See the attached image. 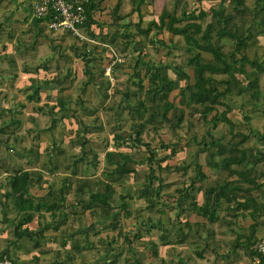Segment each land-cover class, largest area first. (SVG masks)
Masks as SVG:
<instances>
[{
  "label": "crops",
  "instance_id": "1",
  "mask_svg": "<svg viewBox=\"0 0 264 264\" xmlns=\"http://www.w3.org/2000/svg\"><path fill=\"white\" fill-rule=\"evenodd\" d=\"M199 1L201 0H145L140 5V11L142 17L144 14H154L153 9L159 8L156 4L161 3H164L162 8L176 7L179 12L181 8L184 9V5L187 7L185 11L196 10ZM114 2L115 0L102 1L104 9L93 16L100 25L96 22L90 25L93 32L113 30L108 11ZM129 8V0L120 1L118 13L126 15L117 20V24L123 31L135 32L133 23L137 20V13L129 12ZM46 19V16L37 17L33 14L29 0H0V254L7 255L12 264H92L93 260L98 263L103 261L105 264V260L113 252L111 243L107 247L113 237L109 235V240L104 233L108 230L115 233L116 229L102 224L113 220L120 226L119 221L124 218L130 223V226H122L126 231H134L138 235L137 228L141 227L142 222L153 224L152 228H158L159 233L155 234L156 237H150L141 231V235L134 237L137 241H134L136 247L133 242H129L127 246L130 250L129 256L122 260L117 256L113 264H135V260H138L136 248L142 246L151 250L155 247L156 254L152 253V256H157L158 261L151 264H157L161 260L163 264H188L180 258L178 250L181 247L175 246L190 241L186 240L188 234L192 237V252L203 260L201 264H258V256L247 254L244 245L246 237H249V224L253 219L257 221L253 239L264 238V161L256 162L252 167L251 173L256 176V185L245 181L242 186L248 189L245 192H235L238 200L249 201L245 215H236L237 212L226 209L228 202L223 199L219 203L218 217L214 221H207L194 211L182 212L175 218L177 200L173 202L171 196L177 193L176 199L179 197L176 189L182 188L184 194L193 195L195 202L200 204L203 200V189L207 185L223 183L226 179L230 181L229 184L235 181L227 178L226 170L200 163V150L189 154L187 151L188 160L177 162L172 159L176 152L168 155L169 149L167 154L158 151L161 155L157 156L159 146L151 148L149 142L140 137V140H136V145H143L148 152L136 161L132 157L129 160L134 163L132 168L135 175L139 172L135 165L147 162L146 156L150 149H154L155 159L166 155L160 161L161 165L189 163L188 168L175 170L180 172L181 182L187 179L184 182L186 186L175 185L174 192L169 193L164 190L168 184L164 185L161 189L162 196L156 198L155 205L145 207V200L138 192L144 185L143 179L140 185L132 188V192L129 187L122 191L118 187L127 183L123 178L124 174H130L129 183L138 181L132 171L120 175L114 171L107 177L103 174L106 171L109 174L111 169L116 168L114 164H106L105 152L113 151L115 158H119L118 152H126L131 156L129 151L122 149L123 143L116 144L113 141L112 135L114 132L123 131L121 127L119 130L118 121L124 109L127 110L129 125L133 121L129 103L124 100L123 93L135 88L133 85L131 90L125 89L130 83L133 84L132 79L139 68V64L134 66L138 62L137 58L132 62L127 60L129 51L139 52L134 49L137 35L128 40L123 50L121 43L102 42L82 31L92 41L78 39L68 30H53L46 25ZM153 33L154 31L150 33L151 37L154 36ZM148 41L150 40L142 41V47L153 45ZM181 43L180 47L184 48V42ZM106 45H110L119 56V60L112 62L108 75L104 73V68L112 61V57ZM160 65L164 66L162 63ZM128 66L131 67L130 70ZM159 71L169 75L164 69L159 68ZM142 74L140 69V75ZM106 127L112 130L108 139L102 134ZM102 142L104 146L100 147ZM166 146L168 145L161 147ZM253 149L250 151L252 155H258L259 151L264 153L262 148ZM201 155L204 159L203 152ZM101 156L103 163L99 168ZM195 162L201 164L200 170L205 177L201 178L197 174ZM88 165L94 170L98 169L99 178H92V184L89 182L90 173H86L89 171L84 169ZM23 170L30 172V179L33 181L25 193L30 198L26 204L31 202L29 211L15 206L16 195L11 193L6 183L13 172ZM166 172L162 170L159 173L163 182L166 181ZM145 176L146 173L144 179ZM84 179L87 181L86 186L83 189L82 186L78 188L77 183ZM106 180L113 188L108 199L113 209L105 213L103 204L92 206L94 210L81 207L82 199L87 198L89 191L100 189V182ZM133 196L134 199L143 198L144 203L132 202ZM121 200L125 205L120 207ZM47 201H53L56 207L46 208ZM185 201H188V197ZM252 202L258 205L257 212L252 211ZM249 211L252 212L251 215ZM28 214L30 218H27ZM185 220L190 229L185 225ZM164 223L166 225H162ZM169 223L176 226L172 232L185 233L181 241L159 240L160 232H167ZM128 234L123 233V237ZM168 237L170 235L166 238ZM195 239L197 240L194 241ZM150 241H154L156 245L153 246ZM75 243L78 247L71 248ZM162 246L164 257L158 254V249ZM168 250L169 256L166 254ZM172 250L174 253H171ZM91 257L95 258L91 261Z\"/></svg>",
  "mask_w": 264,
  "mask_h": 264
},
{
  "label": "trees",
  "instance_id": "2",
  "mask_svg": "<svg viewBox=\"0 0 264 264\" xmlns=\"http://www.w3.org/2000/svg\"><path fill=\"white\" fill-rule=\"evenodd\" d=\"M102 1L91 0L86 4V17L79 24L82 32L102 42L121 43L123 48L124 44L126 47L129 39H134L133 35L142 36L143 39L154 42L155 37H150V33L152 31L160 33L165 30L172 35L182 37L186 52L184 62L191 68L190 76L185 72L181 63L167 64L175 75L172 78L160 72L158 64L151 61L144 62L140 57H137L138 62L145 63L144 72L140 75V69H137L134 79H132L135 88L130 92L125 91L123 93L124 100L129 103L128 106H130L133 121L130 123V130L121 133L114 132L112 135L113 141L116 144H121L125 141L131 143L130 141L133 140L136 144V140L141 139L140 134L147 124L149 125L148 131H152L151 134L153 135L159 131V126L163 123H167V125L174 128L180 127L184 123L189 128L192 126L194 115H197L195 118L205 125L207 131L211 127H216L218 123L226 124L228 133L226 142H223L220 137L212 138L207 134L204 135L203 140L198 142L200 143L198 150L204 153L205 165L226 170L227 178H233L235 182L229 184L230 181L226 179L223 183L207 185L203 189V200L200 204L195 202L193 195L184 194L182 188L176 189L178 195H180L176 201L177 211L175 217L178 218L185 211H194L207 221H214L218 217L219 203L223 199L228 202L226 209L237 212L236 215H245L249 201L248 199L238 200L235 192H245L248 189V187L242 186L245 181L256 185L254 179L256 176L252 175V167L256 165V162L264 161V153L259 151L258 155H252L250 147L241 145L246 142L249 132L236 129L235 122L227 115L232 105L224 99V96H230L233 93L237 95L246 93L248 100L253 102H256L260 96L259 76L264 72V56L260 60L255 56H249L247 47L250 38L264 33V0H255V9L254 7L249 9L245 0H217L215 5L210 4L207 9L203 7L189 11L181 9L178 14L176 13V7H172V9L162 8L156 14V18L148 19L144 25L141 24L140 5L145 3V0H129V12L135 11L137 13V20L133 23L135 32L123 31L117 24V20L124 18L126 14L118 13L121 0H115L108 11L111 17L110 23L114 26L113 30L111 32L98 31L95 33L90 25L94 22L100 25L93 16L96 12L99 13L104 9L101 4ZM227 5L229 6L227 7ZM223 38L232 41V45L225 48V44L222 42ZM134 41V49L140 50L143 46L142 42H139L138 39ZM204 54H208V56ZM144 78L146 79L145 83L143 82ZM175 79H181L184 82L182 86H178V99L176 102L173 97H170V92L175 86ZM262 96H264V92ZM255 107L258 108V106ZM243 115L244 117L247 116L245 112ZM257 133L258 138H264V130ZM169 146L168 155H172L175 153L176 148L174 145ZM153 151L154 149H150L149 154L146 156L148 168L143 181L144 185L138 190L139 195L143 196L147 208L154 206L156 198L162 196L161 189L166 185L159 175L162 170L168 171L169 169L177 170L189 167V163L161 165L160 161L166 155L155 159ZM117 154L119 158L114 157L113 151L105 152L106 164H114L116 168L111 169L109 174L108 171L103 174L106 177L114 171L119 175L129 171L135 174L132 167H126V162L131 159L130 154L126 152H118ZM194 165L197 174L201 178L205 177V174L200 170L201 164L195 162ZM30 178V172L23 170L13 172L6 181L11 193L16 195L14 202L18 209L25 208L24 210L29 211L28 209L31 208L30 201L26 204L30 199L29 195L25 194L28 186L33 182ZM77 184L78 188L82 186L83 189L87 181L84 179ZM99 185L100 189L89 191L87 198L82 199L81 207L93 209L92 206L97 207L98 204H103L105 205V213H107L110 209H113V206L108 203L113 188L108 180L100 182ZM187 197L188 201L186 202ZM250 199L253 201L252 197ZM229 202H233V204L230 205ZM252 203L250 204L252 211L257 212L258 205ZM124 205L125 202L121 200L119 206ZM55 207L53 201H47L46 208L53 209ZM249 214L251 215L252 212L249 211ZM27 218H30V214L27 215ZM184 223L188 227L189 224L186 220ZM256 224V219H253L249 224V237H246L247 241L244 247L247 254L258 256V264H264V254L256 253L251 249V244L255 240L252 234ZM102 225H106L110 229H116V233H123L122 226H119L116 221L110 220ZM146 226L152 228L153 224L149 223ZM188 229L190 228L188 227ZM126 232L129 233V231ZM131 235L133 238L139 236L136 235V232H131ZM184 235L185 233L182 231L176 232L177 238L167 239V232L162 230L159 234V240L177 242L181 241ZM150 244L156 245L154 241H150ZM109 245L110 241L107 247ZM72 247L77 248V243L73 244ZM154 248L152 247V253L156 254ZM118 254V251L111 252L110 258L105 260V264H113ZM68 258L70 259V256ZM135 264H138L137 259ZM157 264H163L162 260Z\"/></svg>",
  "mask_w": 264,
  "mask_h": 264
},
{
  "label": "rangeland",
  "instance_id": "3",
  "mask_svg": "<svg viewBox=\"0 0 264 264\" xmlns=\"http://www.w3.org/2000/svg\"><path fill=\"white\" fill-rule=\"evenodd\" d=\"M199 2L203 8L207 9L208 6H210V4L215 5L217 3V0H201ZM245 2H246L249 9L253 8V7L255 9V7H256L255 0H245ZM161 4L160 5L156 4V7H159V8L153 9V11L155 12L154 14L149 13V14L143 15L142 24H145L146 20H148L149 18H156V13L164 5V3L162 5ZM200 4H198L196 6V8L200 7ZM228 6L229 5H227V7ZM186 8L187 7L184 5V9H186ZM181 9H183V8H181ZM176 13L177 14L179 13L178 9L176 10ZM133 18L135 19L136 17L133 16ZM132 30H133V28H132ZM154 37H155V40H157V41H155V42L148 41L150 43H153V45H151V46L147 45V46L141 47L139 52H135V53L133 52L132 53L131 51H129L128 52L129 54L127 56V60H129V62H132L134 58L140 57L141 60H143L144 62H146V60L151 61L154 64H158L159 68H161L162 70L164 69L173 78L175 77V75H174L173 71L167 66V64L171 65L172 63H181L183 65V69L185 70V72H187L191 76V68L189 65H187L184 62V57L186 55V52H185L184 48L180 47V45L182 44L181 42L183 41L182 37L180 35H172L171 33L165 32V31H163L160 34L155 33ZM137 39L139 40V42L147 40V39H143L142 36H138V35H137ZM222 42L225 44V48L230 47L233 43L232 41H230L229 39H226V38H223ZM123 50H125V45L123 46ZM120 51H121V49H120ZM263 52H264V33L257 34L253 38H250L249 45L247 47L248 55L251 57L255 56L258 58V60H260L264 56ZM121 54H119V55H121ZM204 55L208 56V54H204ZM160 63L164 64V66L160 65ZM136 64H139L138 65L139 68L138 67H136V68L141 69L142 72H144L143 68L145 67V64L142 61L137 62V63L135 62L134 66ZM125 65L127 66V63ZM129 66H128V68L130 70L131 67H129ZM121 73H122V71L120 72V74ZM144 82H146L145 78H144ZM183 83H184L183 80L175 79L174 89L170 92V97H173L175 102L178 99L177 98L178 86H182ZM131 86H133V84L130 83L129 86L125 87V89H130V88H132ZM259 87H260L261 92H260V96L258 97V100L256 101L257 103L253 102L252 100L249 101L246 93H244L243 95H237V94L233 93L230 96H224V99H226L232 105V108L227 112V115L235 122L236 129H238L240 131L249 132V136L247 138V141L241 145L245 146V147H247V146L250 147L251 151L254 150L253 148H262V150H264V148H263L264 147V138H258V133H257V132H261L264 130V123H263V120H264V96H262V93L264 92V72L261 73L259 76ZM117 96L118 95H116V98H117ZM255 106H258V108H256ZM244 112L247 115L246 117H244V115H243ZM22 115L25 116L24 113H22ZM196 116L197 115H194L192 117L193 118L192 126H190L189 128L186 127L184 123L180 127H175V128L167 125V123L166 124L163 123L162 125L159 126V131L155 132L154 135L151 134L152 131H150V132L148 131L149 125H146L144 127L140 137L142 138L143 141H148L151 148H155V147L159 146V148L157 149L156 152L159 151V152H163L165 154H167V152H168V149H169L168 146L170 144H175V148H176L175 152L176 153L173 155L172 159L177 161V162L184 160V159H185V161H187L188 160L187 151L189 154V152H193L195 150H198V148L200 146V143H198V142L203 140L202 138H204V135L208 134L211 137H220L223 142H226L228 140V133H227V125L226 124L218 123L216 125V127H214V128L211 127L207 131L205 125L203 123H200L198 121V119L195 118ZM118 122H119L118 123L119 130H120V127L122 128L123 131L130 130V125H129L130 120H129V117L127 114V110L124 109V111L122 112V115L120 117V121H118ZM208 126H210V125H208ZM21 133L23 134V130H21ZM111 133H112V130L109 129L108 127H106L102 132V134L105 137H107V139L109 138V135ZM198 139H199V141H197ZM130 142L131 143H129V141L128 142L126 141V143H123L121 147H123L122 148L123 150L129 151L131 153V157L136 161L140 157L144 156L147 149L141 144L136 145L133 140H131ZM166 144L168 146H166L165 148L161 147L162 145H166ZM103 146L104 145L102 142L100 147H103ZM159 152L156 154L157 156L161 155V154H159ZM201 154H202V152L199 153L198 161H200V163L204 164L203 155H201ZM34 162H36V161H34ZM102 163H103V160H102V156H101V159L98 162L99 168L102 166ZM133 164L134 163L127 161L126 167H133L134 166ZM135 166H137V169L139 170V172L137 175H135V174H133V175H134L135 179L137 177L138 181L131 184V183H129L130 174H127V175L124 174L123 178H124V180L127 181V183L119 185L118 189L123 191L127 187H129L130 191L132 192V188L137 187L138 185H140V182L142 181V179L144 180V174L146 173L147 168H148L147 162L138 163ZM84 169L89 171L86 173H90L89 175H91V176L89 177L90 178L89 182H91V184H92L91 179L99 176L98 172H97L98 169L94 170L91 167H89V165L87 167H85ZM127 173H129V172H127ZM92 174H94V175H92ZM133 175H131V176H133ZM100 177H101V175H100ZM180 177H181L180 172L169 169L165 173V180H166L165 183L168 184V186H165L164 190H166L169 193H173L174 192L173 189H174L175 185L180 186L183 184L184 186H186L185 183L187 182V179H184L183 182H181ZM184 177L186 178L187 176H184ZM97 178H99V177H97ZM176 196H177V193L172 194L171 200L173 202L177 200ZM131 201L132 202H140L141 204L144 203L143 198H136L135 197V199H134V196L132 197ZM89 215L91 216L90 213H89ZM98 218H100V217H98ZM119 222H120V226H124V227L130 226V223L127 222L126 220H124V218L122 220H120ZM162 225H166V223H164ZM140 226L141 227H139V228H141V230H139V228H137V230L139 231L138 235H141V231H142V233L146 232L147 234L150 235V237L151 236L156 237L155 234L159 233L158 228H152V230H151V228L147 227L146 224H142V222H141ZM144 228H149V229L146 230ZM173 229H176L175 224L169 223V227L167 229V236L170 235V237H168V238H175L174 234L176 231L172 232ZM108 232H105L104 234L105 235L107 234L106 237L108 239L110 236L113 237V238H111V241H110V243L112 244V251L113 252L118 251L119 252L118 256L120 257L121 260L123 257H128L130 250H128L127 246L129 245V242H133L134 247H136L135 242H137V241H135V238L133 240V238L131 236V232H129L127 237L125 236L127 240H125V237H123V233H126V229H122L123 233H119V232L116 233L117 231L114 233V232H110L109 230H108ZM102 234H103V232H102ZM191 238H192L191 235L188 234V237L186 240L192 241ZM196 240L197 239H195L194 241H196ZM190 241L185 242L184 245L183 244L181 245V243L175 245L176 247L177 246L181 247L178 250V251H180L179 252L180 258H182L184 263L194 264V263L200 262L198 264H201V262L203 260L201 261L200 257H197L194 254V252H192L193 250H192V245H191ZM130 246H131V244H130ZM136 250H137L136 256L138 257L140 264H146V263L151 264L152 262L155 263L158 261V259L156 258L157 256H155V255H153L154 257L152 256V250L151 249H148V248L145 249V247L142 246L139 249L136 248ZM165 251H166V247H165ZM171 253H174L173 250L171 251ZM158 254H159V256H160V254H162V256L164 257L165 252H164L163 246L158 249ZM166 254H167V256H169L170 250H168V252ZM91 255H93V253H91ZM93 258H95V257H91L90 260L92 261ZM98 258H100V257H98ZM96 262H97L96 260H93L92 264H99V263L104 264L103 261H100L99 263L98 262L96 263Z\"/></svg>",
  "mask_w": 264,
  "mask_h": 264
},
{
  "label": "built area",
  "instance_id": "4",
  "mask_svg": "<svg viewBox=\"0 0 264 264\" xmlns=\"http://www.w3.org/2000/svg\"><path fill=\"white\" fill-rule=\"evenodd\" d=\"M32 12L37 17L46 16V25L53 30H68L78 39L92 41L80 30V23L85 19V6L91 0H29ZM111 54L112 61H109L104 68V73L109 74L111 64L119 60L118 54L110 46L106 45ZM251 249L256 253L264 254V238L253 240ZM257 256V255H256ZM0 264H12L11 259L0 254Z\"/></svg>",
  "mask_w": 264,
  "mask_h": 264
}]
</instances>
